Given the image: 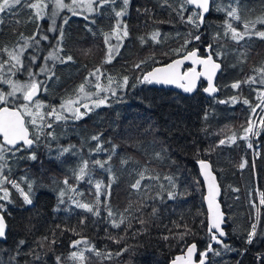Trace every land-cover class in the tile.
I'll return each instance as SVG.
<instances>
[{
	"label": "trees",
	"instance_id": "1",
	"mask_svg": "<svg viewBox=\"0 0 264 264\" xmlns=\"http://www.w3.org/2000/svg\"><path fill=\"white\" fill-rule=\"evenodd\" d=\"M30 2L37 3L38 0ZM169 3L172 8L162 6L163 0H132L128 15L124 17L128 24L129 37L124 40L119 55L111 63H104L107 46L104 43L98 49L97 42H103V33L110 32L115 24L112 6L102 8L88 19L68 14L58 18V26L63 23L62 17L68 18L64 25L63 55H72L74 62L56 64L54 70L59 80L54 78L49 81L48 91H41L38 96L45 98L47 105L58 107L61 100L72 94L97 67L106 74L102 78L105 85L108 75L118 80L127 75L131 80L128 88L118 91V95L124 96V101L113 103L110 108L97 109L80 121L54 125L59 145H75V154H66L56 160L41 147L37 152V161L17 162L15 157L8 160L10 170L6 169L5 175L9 180L20 183L25 191L27 185L23 178L27 177L34 182L33 204H23L19 192L10 184H5L9 189L11 202L0 201L6 205L5 218L9 225L7 240H0V264H56V256L61 257V264H79V261L74 262L69 257L73 251L78 250L72 247V242L82 237L102 254L97 257L92 252H85V264H170L177 255L186 250V244L192 242L197 243L199 251H203L209 241L206 227H201V220L205 221V225L207 223V209L198 159L208 160L218 176L223 189L219 199L228 216V236L224 242L236 249L225 251L220 245L213 243V248L219 249L221 254L216 256L209 253L207 264H264V206L259 204L260 193L264 192V132L253 140V150L247 149V141L240 139L245 135L243 129L248 126L249 118L254 120L259 110L252 113V108L259 103L257 92L264 89L259 85L247 84H242L239 89L230 87L237 80L243 81L256 75L254 69L264 67V40L246 38L239 44L230 39L220 41L226 54L221 57L223 71L217 81L220 89L218 97L208 98L201 90L195 95L184 97L171 90L148 84H138L136 88H132L136 77L176 57L165 56L164 53L180 47L186 38L189 26L181 24L172 10L179 7V2L169 0ZM216 3L227 7L231 0H216ZM240 5L243 20H255L264 15V0H240ZM120 7V0H117L115 9L119 10ZM138 8H148L151 11L145 14L138 12ZM191 10L192 7L189 6L185 15ZM34 11L17 6L11 12L0 13V18L3 19V23H0V60L8 59L2 49L5 46L12 48L21 33L24 37L35 35L36 39H40V45L29 48L23 59L25 64H29L30 57L36 55L37 62L31 67L32 71L38 72L44 63L43 57L56 45L59 33L48 31L50 21L47 19L29 20ZM225 19V12L213 10L206 14L205 26L200 29L204 44L211 41L216 31L223 32L217 25ZM234 26L240 31L243 30L239 22L234 23ZM88 28L92 31L89 32ZM257 28L264 30L260 25ZM157 29L161 33L160 43L151 40V33ZM43 35H47L49 39L42 40ZM139 37H144L143 45ZM89 47L94 49L86 55L84 51L89 50ZM193 48H199L201 54L205 55L201 44L193 43L188 50ZM242 52L246 58L241 56ZM153 55L154 61L149 60L139 70L133 69L135 63ZM241 60L244 62L241 63ZM22 77L23 73H17L13 78L20 80ZM37 79L43 81L45 77L40 75ZM202 84L205 85V82ZM0 90L7 92L10 89L0 83ZM233 96L238 99L236 104L218 103ZM245 98L250 101L249 105L243 103ZM205 113L208 114L207 120L204 119ZM97 133H102L103 148L110 150L113 144L118 145L110 162L118 179L112 185L110 197L106 199L115 214L112 218L108 217L107 208L103 204L100 216L96 217L76 208L72 203V199L92 203L95 199V182L108 183V173L98 167L92 169L91 163L89 168L92 169L93 183L90 185L87 180L77 182L69 179V184L78 191H67L64 202H59L58 192L64 187L59 182L65 176H70L71 170L77 168L82 160L91 162L107 159L108 152L92 151L97 142L89 138ZM233 133L237 137L235 143L216 147L219 140L226 139ZM162 146L168 148L171 159H154V153L160 151ZM55 147L54 143L53 149ZM197 148L200 149L199 156L195 155ZM213 148V151H205ZM256 152L259 153L258 156L255 155ZM52 156H55V152ZM129 157V163L122 166L121 159ZM173 160L174 164L171 162ZM243 160H247L248 164L241 169L239 164ZM145 167L148 168L146 176L158 175L159 179H145L142 181L141 190L137 192L130 185ZM166 176H172L177 185L174 199L167 196V191L173 189L165 179ZM2 195L0 192V196ZM101 200H105L103 194ZM154 208L156 211L153 214ZM257 209L260 217L257 235L253 243L246 244L247 231L256 222ZM121 213L125 217L124 223L115 228L111 219L119 222ZM85 217L86 224L81 226L79 221ZM141 219L146 221L145 225L139 223ZM184 225H188L197 234L187 236L185 242H180L173 237L184 232ZM53 232L57 243L51 246V250L47 243L41 248L38 241L44 236L51 240ZM165 236L169 239L165 240ZM21 239L26 243L18 246ZM84 247L85 245H80L81 249ZM125 247L128 248L127 252L116 255ZM33 253L41 258L34 260ZM108 253H112L111 259L106 258Z\"/></svg>",
	"mask_w": 264,
	"mask_h": 264
},
{
	"label": "snow or ice",
	"instance_id": "2",
	"mask_svg": "<svg viewBox=\"0 0 264 264\" xmlns=\"http://www.w3.org/2000/svg\"><path fill=\"white\" fill-rule=\"evenodd\" d=\"M179 7L173 8L172 10L176 13L181 24L189 26V31L186 34V38L183 40V44L176 48L171 49L169 53H164L165 56L174 55L178 58L172 59L171 62L164 64L160 67H154L151 71L144 73L141 76L136 77V83L132 84V88H136L138 84H157V85H175L177 88L182 89L185 93H192L197 88V82L203 77L207 81V87L204 88V92L209 95L216 93L218 89L214 86L213 80L218 71H223L221 65L223 61L221 57L225 56L224 45L220 43L222 39H230L239 44L246 38L248 40L260 39L264 40V30L257 28V25L264 27V15L257 17L255 20H243L240 15L241 5L240 0H231V3L227 6H221L216 3V0H178ZM51 4V12L47 9ZM117 0H71L70 3H65V0H38L37 3H32L30 0H0V13L11 12L17 6L26 7L28 9L35 10L33 15L29 17V20H45L50 21L48 28L49 32L59 33L57 43L52 47V50L48 52L47 56L43 57L44 63L39 67L38 72L32 71V65L36 63L38 57L32 55L30 57V63L25 64L23 60V54L25 51L32 47H38L40 45V39H36V36L24 37L23 33L20 34V38L17 43L12 47H4L2 51L7 54V60H0V83L7 85L9 91L5 92L0 90V192L3 193L0 196V201H10V192L5 184H10L20 196L23 198V204L32 205V192L33 183L29 181L27 177L23 178L27 185V191L21 187L20 183L9 180L5 175V170L9 169L8 160L15 157L17 162L19 161H37V152L41 147H44L48 155L56 160H60L66 154H75V145H68L67 147L59 145V137L54 131V125L61 122L67 123L68 121H80L90 113L95 112L97 109L102 107H112L113 103H119L124 101L123 95H118V91L122 92L129 86V77L127 75L121 77L117 81L111 75L107 76V84L102 83V78L105 77V73L101 71L100 67L95 68L92 72L84 78L74 92L67 95L61 100L59 106L46 105L40 99L38 95L41 91L47 92V84L49 81L59 80L55 75L56 64H67L74 62L72 55H63L64 47V25L67 24L68 18L62 17L63 23L57 25V18L60 17L61 12L67 10L72 15H83L86 10L88 13H99L100 9L105 6H112V17L115 19V24L112 26L111 31L103 33L104 43L107 46L106 58L104 63H111L112 60L119 55L123 42L129 37L128 24L124 21V17L128 15L129 7L132 0H120L121 7L119 10L115 9ZM233 4L237 6H232ZM172 8L169 0H163V5ZM189 6L192 10L188 15L185 12L189 11ZM213 10L217 12H225L226 19L219 25L218 28H222L223 32L216 31L211 38V41L204 44L201 40L203 33L200 29L205 26L206 14H209ZM138 12L148 14L151 10L148 8L137 9ZM85 19H88L85 16ZM241 23L243 30L240 31L234 23ZM0 23H3V19L0 18ZM95 23V21H92ZM211 27V25H208ZM38 32L40 31L39 24L37 25ZM89 32L91 28L87 29ZM95 35V33H93ZM161 33L157 29L151 33V40L155 43H160L159 37ZM179 36L180 34L177 33ZM42 40L47 41L49 37L47 35L41 36ZM141 44L145 43L144 37H139ZM114 41V42H113ZM193 43H199L204 47L205 55L200 54L199 48H193L188 50L189 45ZM219 49V50H218ZM91 50H87L85 54ZM242 57H245V53H241ZM246 58V57H245ZM149 60L154 61L155 57L150 56L145 60H141L133 65L134 70H139L143 65L148 63ZM219 61V62H218ZM186 62L190 63V66L186 69L183 68ZM241 63L244 60L240 61ZM183 69V70H182ZM27 73L28 79L24 82L13 79L17 73ZM256 75L249 76L247 79L240 81L237 80L230 85L232 89H239L242 84L249 86L259 85L261 89H264V67L254 69ZM43 75L45 80L41 81L37 79L38 76ZM94 81V83H93ZM115 85V86H114ZM94 89V90H89ZM257 99L259 103L252 108V113L255 114L257 109L264 111V90H258ZM238 99L236 96L231 97L229 100H220L218 103L236 104ZM243 103L249 105L250 101L244 99ZM47 109V110H45ZM208 114L205 113L204 119L207 120ZM151 127V126H150ZM145 131H148L146 129ZM245 135L240 139L247 141V149H253V140L258 138L262 132H264V117H261L258 121V125L253 122L251 117L248 121V126L243 129ZM102 133L92 135L89 139L96 141V148L94 152H108L107 159L101 160H82L77 168L71 170L70 176H65L61 183L64 187L59 189L58 196L59 202L63 203V198L66 196L67 191H78L76 188L69 184V179L75 181H84L91 185L92 180V169L100 168L108 173L109 180L107 184L102 181H96L94 184V201L92 203H82L76 199H72V203L76 208L82 209L85 213H90L93 216L99 217L101 214V206L107 208V214L109 218H112L115 214L108 206L106 199L111 195V188L114 183L117 182L118 177L113 172L110 162L113 156L116 154L118 145L113 144L111 149L103 148L101 142ZM237 137L233 133L226 139L219 140L218 145L223 146L226 144L235 143ZM56 144L53 149V144ZM155 143V141H154ZM138 146V145H137ZM213 149L205 151H213ZM55 152V156L52 153ZM200 149H196L195 155L199 156ZM255 155H259L258 152ZM154 159L158 161H165L171 159L168 155V148L161 147L160 151L154 153ZM131 158H122L121 165L129 163ZM173 164L175 161H171ZM91 163L92 169L89 168ZM200 172L203 175L204 181L207 182V195L204 199L207 201V223L201 220V227H206L208 244L203 251H199L197 243L192 242L186 244V252L184 255L176 256L171 264H196L193 259L197 254L199 255V264H206L208 260V254L219 256L220 250L213 248V243L220 245L225 251H235L229 244L224 242L228 233L225 231V225L227 218L225 213L221 210L220 204L217 197L220 194L219 185L216 182V177L212 171V165L205 159H198ZM248 164L247 160H243L239 167L245 168ZM255 161H253V167ZM148 168H143L138 173V178L134 183L130 185L131 189L139 192L141 190L142 181L145 179H159V176H146ZM165 179L169 182V185L173 190L167 191L169 199H174L177 193L174 191L177 185L172 176H166ZM56 183V181H54ZM147 187L146 185L144 186ZM163 189V185H161ZM105 197V200H101V196ZM157 195H160L157 193ZM260 205L264 206V192L260 193ZM128 211V209H125ZM156 209H153V214ZM7 209L5 203H0V240H7V233L9 231V225L6 221ZM120 221L117 222L115 219H111L112 226L119 228L124 223L125 217L123 213L120 214ZM259 209H257L256 222L252 223L251 230L247 231L246 244L253 243L254 237L257 235V225L259 222ZM87 217L81 219L79 224L84 226L86 224ZM141 225H145L146 221L143 219L139 220ZM179 227V225L177 226ZM184 232L174 236L173 238L178 239L180 242H185V237L195 236L197 233L190 228L188 225H184ZM75 231V229H72ZM168 240L169 237H163ZM116 243H120L119 240H115ZM25 240L21 239L18 241V246L24 245ZM41 248L44 247L45 243L51 246L57 243L55 239V233L53 232V238L49 240L47 236H44L38 241ZM80 245H85L84 248H80ZM72 247L78 249L70 254V259L79 261V264H85L87 257L85 252H92L97 257L102 254L95 249L94 246L90 245V242L86 238H81L72 242ZM128 248L125 247L117 252L116 255H122L127 252ZM112 253H108V259H111ZM34 260H39L41 257L38 254L33 253ZM56 264H61V257H55ZM239 264V262H237Z\"/></svg>",
	"mask_w": 264,
	"mask_h": 264
},
{
	"label": "water",
	"instance_id": "3",
	"mask_svg": "<svg viewBox=\"0 0 264 264\" xmlns=\"http://www.w3.org/2000/svg\"><path fill=\"white\" fill-rule=\"evenodd\" d=\"M190 7H191V6H190ZM200 54H201V52H200ZM205 54H206V53H205ZM201 55H202V54H201ZM176 58H178V57H176ZM176 58H174V59H176ZM169 62H171V61H169ZM169 62H167V63H169ZM218 62H219V61H218ZM164 64H166V63L159 64V65H156V66H154V67H160V66H163ZM189 66H190V63H189V62H186L185 65L183 66V68L186 69V68L189 67ZM154 67H153V68H154ZM221 67H222V65H221ZM151 70H152V68H151L150 70H148V71H151ZM182 70H183V69H182ZM148 71H147V72H148ZM220 73H221V71H218L217 74H216V76L214 77V80H213L214 86L218 89V91H217L216 93L211 94V95H209L208 93L204 92L208 97H216V96H218L220 90H219V86H218V84H217V81H218V77H219ZM203 82H205V85L202 84ZM152 85H153V86H156V87H159V88L171 89V90H174V91L180 92V93H182V94H184V95H192V94H195V93L200 89L201 86H203V89L206 88V87H207V81H206L205 78L202 77V78L197 82V88H196V90H194L192 93H185V92H183L182 89L177 88L175 85H157V84H152ZM203 91H204V90H203ZM39 94H40V93H39ZM38 96H39V95H38ZM207 161H208V160H207ZM208 162H209V161H208ZM209 163H210V162H209ZM210 164H211V163H210ZM211 165H212V164H211ZM198 167H199V164H198ZM199 171H200V168H199ZM212 171H213V174H214L215 177H216V182H217V184L219 185V188H220V194H219V196L217 197V200H218V202H219V204H220L221 210L225 213V216H226V218L228 219L227 213L223 210L222 205H221V202H220V199H219L220 196H221V194H222V192H223V189H222V187H221V185H220V182H219V180H218V176H217L216 172L213 170V168H212ZM200 175H201V179H202V181H203V183H204V186H205V196H206V195H207V182L204 181V178H203V175L201 174V172H200ZM205 196H204V197H205ZM204 202H205L206 209H207V201H206L205 199H204ZM227 225H228V222H227L226 225H225V231H226ZM225 240H227V237L225 238ZM185 252H186V250H185L183 253H180L179 255H184ZM179 255H177V256H179ZM193 259L196 261V264H199V256H198V254H197L196 256H194ZM207 262H208V260L206 261V264H207ZM170 264H171V263H170Z\"/></svg>",
	"mask_w": 264,
	"mask_h": 264
},
{
	"label": "rangeland",
	"instance_id": "4",
	"mask_svg": "<svg viewBox=\"0 0 264 264\" xmlns=\"http://www.w3.org/2000/svg\"><path fill=\"white\" fill-rule=\"evenodd\" d=\"M44 2H48V0H44ZM71 2V0H65V3H70ZM105 7H108V6H105ZM51 8H52V6H51V4L49 3V7H48V9H47V11L48 12H51ZM101 10V9H100ZM66 14H68V15H72V13H70V12H68L67 10H64L63 12H61V15H66ZM94 14H96V13H88L86 10L84 11V13H83V15H76V16H87V17H90V16H92V15H94ZM59 18V17H58ZM58 18H57V20H58ZM114 42V41H113ZM96 43V42H95ZM97 44L99 45V48L98 49H100L103 45H104V41L103 42H97ZM89 49L90 50H92V49H94V48H90L89 47ZM28 51V49L25 51V53ZM84 52H86V51H84ZM24 53V54H25ZM23 54V55H24ZM48 54V53H47ZM46 54V55H47ZM174 58H176V57H174ZM174 58H172V59H174ZM171 59V60H172ZM24 60V59H23ZM171 60H169V61H171ZM169 61H167V62H169ZM37 62V61H36ZM166 62V63H167ZM221 74V73H220ZM219 78V77H218ZM14 79V78H13ZM28 79V77H27V73L26 72H24L23 73V77H22V79H20L19 81H21V82H24V81H26ZM117 81H119L118 79H116ZM130 78H129V82H130ZM94 83V82H93ZM115 86V85H114ZM150 86H152V87H156V86H153V85H150ZM156 88H159V87H156ZM161 89H165V90H171V89H166V88H161ZM90 91L91 90H94V89H89ZM199 90H201L202 91V93L206 96V97H208L205 93H204V91H203V86H201L200 87V89ZM220 90V89H219ZM171 91H173V92H176V93H178V94H180V95H182V96H184V97H189V96H192V95H195V94H192V95H184V94H182V93H180V92H177V91H174V90H171ZM219 94H220V91H219ZM219 94H218V96H219ZM218 96H216V97H218ZM208 98H213V97H208ZM38 99H40L43 103H45L46 105H47V100L45 99V98H43V97H41L40 96V98L38 97ZM263 115H264V111H261V110H258V112H257V114H256V116H255V119L253 120V122L254 123H256L257 125H258V121H259V119L261 118V117H263ZM255 139V138H254ZM253 150V149H252ZM260 204V203H259Z\"/></svg>",
	"mask_w": 264,
	"mask_h": 264
},
{
	"label": "flooded vegetation",
	"instance_id": "5",
	"mask_svg": "<svg viewBox=\"0 0 264 264\" xmlns=\"http://www.w3.org/2000/svg\"><path fill=\"white\" fill-rule=\"evenodd\" d=\"M4 86H6V85H4ZM6 88V87H5Z\"/></svg>",
	"mask_w": 264,
	"mask_h": 264
}]
</instances>
